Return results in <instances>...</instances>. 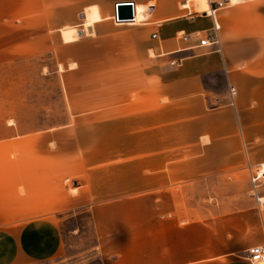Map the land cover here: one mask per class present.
<instances>
[{"label":"crops","instance_id":"0c3cea01","mask_svg":"<svg viewBox=\"0 0 264 264\" xmlns=\"http://www.w3.org/2000/svg\"><path fill=\"white\" fill-rule=\"evenodd\" d=\"M124 1L135 5L134 22L114 20L116 4ZM196 1H205V12ZM210 2L0 0V60L8 57L11 45L29 38L27 30L64 31L66 62L79 63L65 72L66 108L71 115L66 126L98 127L96 144L89 143L76 154L72 130L67 128L65 157L96 158L99 163L128 158V167L108 170L128 173L130 190L150 191L152 206L185 203V198L170 195L159 202L154 191H168L172 183L185 181L171 175L234 172L242 160V142L257 143L259 148L264 143V0L217 9ZM81 17H87L85 25L95 36L71 41L75 31L69 28ZM214 20L221 50L188 49L197 43V33L211 30ZM155 32L158 38L153 37ZM180 33L190 35V41L180 39ZM84 54L113 65L87 70L81 62ZM174 59L181 64L170 65ZM92 76L105 79L83 83ZM231 86L237 89L234 104ZM10 136L9 131L2 135L0 150V264L51 260L63 248L58 215L71 208L73 199L55 183L56 168L27 162L39 150L22 149L21 136L15 142L17 149L11 150ZM202 139L208 142L202 144ZM45 154L58 155L51 149ZM199 158L210 159L209 165L184 161ZM217 159L226 162L213 165ZM108 170L102 165L97 169ZM260 204L261 200L257 212L190 215L183 223L180 215L169 214L151 229L127 231L124 241L116 240L120 232L116 228H103L98 212L105 205L94 206L92 212L103 264H251L248 249L264 244ZM107 238H111L108 244Z\"/></svg>","mask_w":264,"mask_h":264},{"label":"rangeland","instance_id":"374dc122","mask_svg":"<svg viewBox=\"0 0 264 264\" xmlns=\"http://www.w3.org/2000/svg\"><path fill=\"white\" fill-rule=\"evenodd\" d=\"M227 1L233 2L229 5L238 3L234 0ZM86 21L87 17H81L74 27L69 28L75 31V37L71 41L95 36L91 27H86ZM63 33L64 31L49 29L27 30L29 38H22L20 44L11 45L8 57L0 60V150L3 149L2 135L5 136L8 131L11 135V150L17 149L15 142L21 136L20 139L25 140L21 144L22 149L39 150V155L26 159L27 162L33 165L36 161L35 164L39 167L52 165L51 167L56 168L58 173L55 183L73 199L71 208L58 215L57 219L63 236L61 255L33 264H103L105 256L99 252L101 244L92 212L94 206L98 205L106 206L98 212L103 228H116L120 231L117 241H124L127 231L151 229L157 219L161 220L169 214L180 215L183 223L190 215L236 216L247 210L250 213L257 212L260 200V207L264 209V177L259 179L258 176L264 166V143H260L259 148L257 143L242 142V160L234 172L171 175V179L182 176L185 181L172 183L168 191H154L159 202L166 195H170L171 199H186L185 203L176 202L170 207L149 205L150 191L130 190L128 173H111L108 170L109 167H128V158L106 159V162L99 163L96 158L65 157L67 128L72 130V148L76 154L89 143L96 144L98 127L66 126L71 115L66 108L65 72L68 68L77 67L79 63H74L72 59L69 63L66 62L67 41ZM71 46L72 53L75 46ZM81 62L87 70H96L100 65H113L112 61L101 62L88 55ZM100 79L105 78L86 77L83 83L97 84ZM217 81L219 86L223 85L221 76ZM51 140L53 142L48 143ZM207 142L202 139L201 143ZM50 149L57 151L58 155L50 157L45 154ZM184 161L191 165L205 166L209 165L207 162L210 159ZM225 162V159H217V163L212 164L221 165ZM99 165L105 166L108 171L98 172ZM19 192L23 193V189L20 188ZM97 193L104 195L97 196ZM85 202L91 204L86 205ZM107 240L108 244L111 238Z\"/></svg>","mask_w":264,"mask_h":264},{"label":"built area","instance_id":"2783aa9c","mask_svg":"<svg viewBox=\"0 0 264 264\" xmlns=\"http://www.w3.org/2000/svg\"><path fill=\"white\" fill-rule=\"evenodd\" d=\"M211 5L214 6L215 9L217 8H223L228 6L229 4H232L231 2L227 0H211ZM134 15H135V8H134ZM114 20L118 23H128V22H134L135 17L132 21H121L117 19L116 13L114 15ZM154 38H158V32H155L153 34ZM180 39H182L185 42L190 41L191 36L185 33H180L179 34ZM197 43L193 44L188 47L190 50H197L201 51L204 48L207 47H215L216 50H221V39L219 36V25L218 23L214 20V25L211 28V30L207 32H199L195 36ZM170 65L172 66H178L181 64V60H171ZM230 93V98L232 100V104H234V99L237 96V89L234 86L230 87L229 90ZM247 259L251 264H264V244L263 245H256L248 249L247 251Z\"/></svg>","mask_w":264,"mask_h":264},{"label":"water","instance_id":"95a60500","mask_svg":"<svg viewBox=\"0 0 264 264\" xmlns=\"http://www.w3.org/2000/svg\"><path fill=\"white\" fill-rule=\"evenodd\" d=\"M135 5L131 1L118 2L116 4V16L121 21H132L134 15Z\"/></svg>","mask_w":264,"mask_h":264},{"label":"bare ground","instance_id":"6f19581e","mask_svg":"<svg viewBox=\"0 0 264 264\" xmlns=\"http://www.w3.org/2000/svg\"><path fill=\"white\" fill-rule=\"evenodd\" d=\"M238 2H241V0H238ZM198 5H199V8L198 9L205 12V9L207 8L205 1L199 2ZM135 15H136V12H135ZM258 176H259V179H261L262 177H264V166H263L262 170L259 172Z\"/></svg>","mask_w":264,"mask_h":264}]
</instances>
